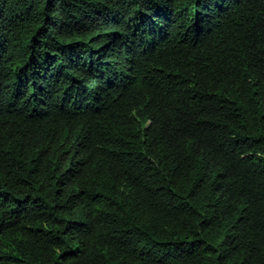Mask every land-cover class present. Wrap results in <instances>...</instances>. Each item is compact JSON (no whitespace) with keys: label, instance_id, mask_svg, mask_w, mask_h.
Segmentation results:
<instances>
[{"label":"trees","instance_id":"trees-1","mask_svg":"<svg viewBox=\"0 0 264 264\" xmlns=\"http://www.w3.org/2000/svg\"><path fill=\"white\" fill-rule=\"evenodd\" d=\"M0 264H264V0H0Z\"/></svg>","mask_w":264,"mask_h":264}]
</instances>
